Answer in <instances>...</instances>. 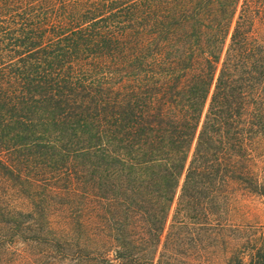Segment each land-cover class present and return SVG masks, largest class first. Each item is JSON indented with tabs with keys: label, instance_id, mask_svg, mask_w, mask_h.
<instances>
[{
	"label": "trees",
	"instance_id": "1",
	"mask_svg": "<svg viewBox=\"0 0 264 264\" xmlns=\"http://www.w3.org/2000/svg\"><path fill=\"white\" fill-rule=\"evenodd\" d=\"M263 138L264 0H0V264L206 259Z\"/></svg>",
	"mask_w": 264,
	"mask_h": 264
},
{
	"label": "rangeland",
	"instance_id": "2",
	"mask_svg": "<svg viewBox=\"0 0 264 264\" xmlns=\"http://www.w3.org/2000/svg\"><path fill=\"white\" fill-rule=\"evenodd\" d=\"M255 153L256 176L264 186V138ZM231 192L232 226L221 233V242L211 248L208 258L186 259L182 264H239V259L244 264H264V195L251 193L240 185H233Z\"/></svg>",
	"mask_w": 264,
	"mask_h": 264
}]
</instances>
